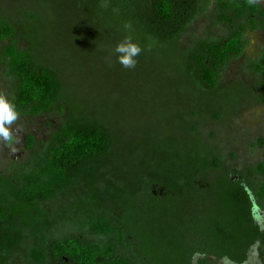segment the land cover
<instances>
[{
    "label": "trees",
    "instance_id": "trees-1",
    "mask_svg": "<svg viewBox=\"0 0 264 264\" xmlns=\"http://www.w3.org/2000/svg\"><path fill=\"white\" fill-rule=\"evenodd\" d=\"M8 1L0 2V43H6L0 62L11 83L9 100L19 116L55 109L62 114L65 107L68 115L27 172H0V264H9L27 241L25 264H246L253 251L264 264V222L257 221V210L264 213V162L237 172L222 148L211 144L217 132L195 137L199 124L223 121L213 99L232 98L221 105L237 104L230 118L240 107L264 104V50L248 65L251 82L219 83L229 63L241 57L244 34L264 31V5L215 0L210 28L225 26L226 35L187 46L182 37L206 15L209 0ZM40 20L57 26V40L69 41L64 51L57 48V68L39 54ZM20 26L29 48L18 46ZM80 31L113 42L110 49L126 41L138 46L130 68L137 79L176 94L179 86L209 108L201 123L193 104L184 110L181 152L167 167L127 180L112 165L120 130L107 120V101L91 98L103 87L101 71L98 76L91 69L93 56L99 60L111 50L81 45L74 35ZM167 73L174 77L163 83ZM33 143L28 136V150ZM54 200L62 220L56 233L55 213L45 207Z\"/></svg>",
    "mask_w": 264,
    "mask_h": 264
},
{
    "label": "rangeland",
    "instance_id": "rangeland-1",
    "mask_svg": "<svg viewBox=\"0 0 264 264\" xmlns=\"http://www.w3.org/2000/svg\"><path fill=\"white\" fill-rule=\"evenodd\" d=\"M68 1V0H59ZM206 15H209L215 0H209ZM261 3L264 0H259ZM3 4H9L8 0H0ZM41 23L38 31V49L39 54L44 56L57 68V48L64 51L68 41L57 40V26L48 27L47 24ZM51 25V24H50ZM209 20L207 18L200 19L191 29L188 35L183 38V43L188 44L192 40V35L198 37L206 34ZM23 27L17 28L18 46L22 49L29 48L27 43L22 38ZM214 30L212 34H216ZM78 37V42L91 45H105V49H110L113 42L108 45V41L104 37H89L83 31L74 33ZM248 46L242 58L232 62L223 75L221 76V85H226L231 82L249 83L253 77H249L247 68L249 63L264 50V31L250 32L247 34ZM69 42V41H68ZM6 43H0V51ZM84 44V45H85ZM108 47V48H107ZM93 50L96 48H92ZM115 50V48L112 47ZM110 49L101 54L99 60L95 55L92 60V71L97 70L100 79L103 81L101 92L91 94V98L99 101H107V120L111 125L116 126L120 130V138L115 146L116 156L114 157V165L116 171L127 180L131 178L142 177L151 171H154L156 166H168L172 161L174 153H180L181 138H178L180 131L187 125V119L184 117V110L187 111L188 106L193 104L194 108L199 111L198 122L204 121L207 117V106H202L198 101H191L188 95L179 86H174L178 94L173 88L169 87V91L155 89L154 83L143 84V81L137 79L136 74L130 71V68H125L118 62V54ZM30 50V49H29ZM92 52V51H91ZM88 53L87 56H89ZM98 60V61H97ZM5 64L0 62V95L6 96L8 99L11 95V83L5 74ZM171 74V73H170ZM168 74L169 77H163V83L170 82L173 74ZM148 85V86H147ZM159 92L155 95V92ZM232 98L220 97L213 99L214 104L211 106L221 111L223 121L218 124L213 122H204L199 124L200 133L196 134V138L203 140L205 134L217 132V137L211 144L222 148L228 165L241 172L248 167L259 162H264V146H258V140H264V104L254 107H240L236 115L230 118L233 109L236 108L235 102L221 105L225 100ZM205 100V99H204ZM210 100V99H209ZM93 102V100H91ZM193 102V103H192ZM221 103V104H220ZM210 106V105H208ZM90 108V107H89ZM68 115V109L65 107L64 112L59 114L55 109L50 114H40L36 117L19 116L11 125L13 140L11 143L0 140V172L16 176L28 171L27 168L31 165V160L41 150L42 145L49 139L51 134L60 126ZM230 118V119H229ZM32 136L34 139L31 150L27 149V138ZM164 138H162V137ZM176 138L173 141V137ZM111 166V169L113 170ZM57 200L45 204L46 209L53 211L55 214L52 223L53 231L57 232V224L62 221L61 213H57ZM257 221L263 225L264 213L257 210ZM27 242H23L19 249L9 260V264H25L23 258V247H26ZM217 264H231L227 261H220ZM246 264H261L256 251L250 254L249 261Z\"/></svg>",
    "mask_w": 264,
    "mask_h": 264
},
{
    "label": "clouds",
    "instance_id": "clouds-1",
    "mask_svg": "<svg viewBox=\"0 0 264 264\" xmlns=\"http://www.w3.org/2000/svg\"><path fill=\"white\" fill-rule=\"evenodd\" d=\"M141 49L125 42L118 45L115 52L118 55V62L125 68H134L136 64L135 57L139 55ZM18 119L16 105L6 96L0 95V140L11 143L13 140L11 125Z\"/></svg>",
    "mask_w": 264,
    "mask_h": 264
},
{
    "label": "flooded vegetation",
    "instance_id": "flooded-vegetation-1",
    "mask_svg": "<svg viewBox=\"0 0 264 264\" xmlns=\"http://www.w3.org/2000/svg\"><path fill=\"white\" fill-rule=\"evenodd\" d=\"M255 2L256 3H258L259 5H261V6H263L264 5V2H260L259 0H255ZM209 6H210V4H209ZM208 6V7H209ZM214 6V5H213ZM213 9V8H212ZM212 11V10H211ZM211 13V12H210ZM210 15H203V16H201V17H199L197 20H195L191 25H190V27H189V30H188V32L186 33V34H184L183 35V37H182V40H183V38L186 36V35H188L189 34V32H190V29L200 20V19H203V18H207L208 20H209V26L207 27V31H206V34H204L203 36H200V37H198L196 34H193L192 35V40L190 41V43H188V44H185V45H191V44H193L195 41H197V40H199V39H201V38H206V37H213V36H215V37H219V36H223V35H226V32L224 31V29H225V26L223 27V26H216V27H212V28H210V26H211V24H212V21L210 20ZM214 30H217V33L216 34H212V32L214 31ZM250 32H257V31H247L245 34H244V39H246V41H247V44H246V47H245V49H244V51H243V53H242V55H241V57L240 58H242L243 57V55H244V53H245V51H246V49H247V46H248V39H247V34L248 33H250ZM240 58H238L237 60H239ZM257 58V57H256ZM254 60V59H253ZM234 61H236V60H234ZM234 61H232V62H234ZM231 62V63H232ZM231 63H229V65L231 64ZM251 63V62H250ZM249 63V64H250ZM228 65V66H229ZM227 66V67H228ZM227 69V68H226ZM225 69V70H226ZM225 70L223 71V73L225 72ZM223 73L220 75V78H219V83L221 84V76L223 75Z\"/></svg>",
    "mask_w": 264,
    "mask_h": 264
}]
</instances>
